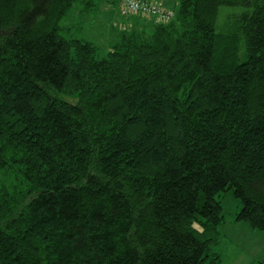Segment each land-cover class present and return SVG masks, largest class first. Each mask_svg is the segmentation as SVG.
<instances>
[{
  "label": "trees",
  "instance_id": "1",
  "mask_svg": "<svg viewBox=\"0 0 264 264\" xmlns=\"http://www.w3.org/2000/svg\"><path fill=\"white\" fill-rule=\"evenodd\" d=\"M102 1L0 0V264H219L224 194L264 233V0H110L100 57L60 23Z\"/></svg>",
  "mask_w": 264,
  "mask_h": 264
},
{
  "label": "rangeland",
  "instance_id": "2",
  "mask_svg": "<svg viewBox=\"0 0 264 264\" xmlns=\"http://www.w3.org/2000/svg\"><path fill=\"white\" fill-rule=\"evenodd\" d=\"M110 0L102 1L94 8L98 19L103 23L96 24V18H91L92 22H87L84 17L72 9L61 21L62 35L65 38H75L100 45L103 49L102 56L105 55V45L111 47L116 42L115 34L107 33L108 27L115 19L124 20L121 16L119 6L116 2L109 3ZM167 8H173L174 0H164ZM75 11V12H74ZM73 13V14H72ZM136 19V17H128ZM103 20V21H102ZM119 25L117 28L119 29ZM65 28V29H64ZM103 44V45H102ZM222 215L224 222L218 229L217 245L212 247V251L218 253L219 264H262L264 263V233L252 230L245 223L237 222L235 216L239 211L240 204L233 198L231 192H227L220 198Z\"/></svg>",
  "mask_w": 264,
  "mask_h": 264
},
{
  "label": "built area",
  "instance_id": "3",
  "mask_svg": "<svg viewBox=\"0 0 264 264\" xmlns=\"http://www.w3.org/2000/svg\"><path fill=\"white\" fill-rule=\"evenodd\" d=\"M118 2L121 5V11L124 14H134L141 12L143 15H156L158 18L160 15L162 18V14L159 12L158 8L150 4L149 0H118ZM164 17L170 18L171 14H168Z\"/></svg>",
  "mask_w": 264,
  "mask_h": 264
}]
</instances>
